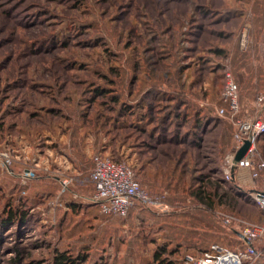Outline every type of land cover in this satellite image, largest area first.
Listing matches in <instances>:
<instances>
[{
	"label": "rangeland",
	"instance_id": "374dc122",
	"mask_svg": "<svg viewBox=\"0 0 264 264\" xmlns=\"http://www.w3.org/2000/svg\"><path fill=\"white\" fill-rule=\"evenodd\" d=\"M228 73L236 118L264 122V0H0V264L245 249L264 167L252 185L233 165L239 131L216 114ZM249 141L264 164V128ZM96 156L128 165L150 208L92 205ZM252 246L245 264H264V237Z\"/></svg>",
	"mask_w": 264,
	"mask_h": 264
},
{
	"label": "built area",
	"instance_id": "2783aa9c",
	"mask_svg": "<svg viewBox=\"0 0 264 264\" xmlns=\"http://www.w3.org/2000/svg\"><path fill=\"white\" fill-rule=\"evenodd\" d=\"M238 96V86L228 73L224 77V86L221 93V100L225 107L217 109L216 114L220 118L229 120L237 127L239 146L235 152L245 140L252 139L264 128V122H245L236 118V114L240 111ZM262 99L261 96L257 98L258 101H262ZM226 112L230 115H227ZM252 152L253 146L251 145L246 155L238 162H234L233 165L235 168L247 173L246 176L251 180L252 185H257L255 183L259 178L257 170L264 167V164H255L252 159ZM32 174L31 171H28L24 177L31 178ZM90 180L94 185V193L90 195L89 202L92 205H97L101 213L124 217L136 204H141L145 208H150L152 204L147 192L140 187L134 179L131 168L126 164L96 156ZM251 195L255 204L264 211V177L258 187H253ZM225 222L228 223V221ZM239 233L242 242L246 245L243 250L239 248L227 249L211 244L201 252V257L186 255L184 260L187 264H245L248 259L258 257L260 254L253 248L252 241L264 237V224L253 228L246 227Z\"/></svg>",
	"mask_w": 264,
	"mask_h": 264
},
{
	"label": "trees",
	"instance_id": "16d2710c",
	"mask_svg": "<svg viewBox=\"0 0 264 264\" xmlns=\"http://www.w3.org/2000/svg\"><path fill=\"white\" fill-rule=\"evenodd\" d=\"M195 122H196V128H199V126L202 124V120L199 121V119L197 117H196ZM192 144H195V146L197 145L195 143V141ZM8 215H9V218H11V219L16 216L11 212H9ZM163 252H165V250H163ZM159 255H160V252L157 251L154 255L155 261H159ZM74 263H75L74 260H72L70 257H67L63 253H60L59 255H57L55 258V262H54V264H74ZM160 264H163V262L161 261Z\"/></svg>",
	"mask_w": 264,
	"mask_h": 264
},
{
	"label": "water",
	"instance_id": "95a60500",
	"mask_svg": "<svg viewBox=\"0 0 264 264\" xmlns=\"http://www.w3.org/2000/svg\"><path fill=\"white\" fill-rule=\"evenodd\" d=\"M250 146H251L250 141L245 140L242 146L236 151L234 155V162H238L240 159H242L246 155Z\"/></svg>",
	"mask_w": 264,
	"mask_h": 264
},
{
	"label": "crops",
	"instance_id": "0c3cea01",
	"mask_svg": "<svg viewBox=\"0 0 264 264\" xmlns=\"http://www.w3.org/2000/svg\"><path fill=\"white\" fill-rule=\"evenodd\" d=\"M245 31H246V33H247L248 30L245 29L244 32H245ZM245 36H247V35H245V33H243V34H242V37H245ZM242 177L247 178V176H242ZM244 184H245V183H244ZM251 186H252V185H251ZM205 243H206V242H205ZM205 246H206V245H205ZM205 246H204V247H205ZM202 250H203V249H202ZM202 250H201V251H202ZM204 250H206V249H204Z\"/></svg>",
	"mask_w": 264,
	"mask_h": 264
}]
</instances>
